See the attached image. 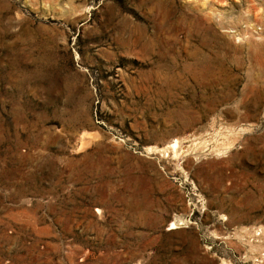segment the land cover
<instances>
[{
	"label": "rangeland",
	"instance_id": "1",
	"mask_svg": "<svg viewBox=\"0 0 264 264\" xmlns=\"http://www.w3.org/2000/svg\"><path fill=\"white\" fill-rule=\"evenodd\" d=\"M0 264H264V0H0Z\"/></svg>",
	"mask_w": 264,
	"mask_h": 264
},
{
	"label": "bare ground",
	"instance_id": "2",
	"mask_svg": "<svg viewBox=\"0 0 264 264\" xmlns=\"http://www.w3.org/2000/svg\"><path fill=\"white\" fill-rule=\"evenodd\" d=\"M175 145V144H174Z\"/></svg>",
	"mask_w": 264,
	"mask_h": 264
}]
</instances>
